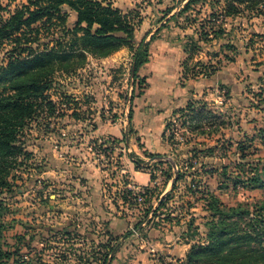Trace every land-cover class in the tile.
I'll return each instance as SVG.
<instances>
[{
	"label": "rangeland",
	"instance_id": "obj_1",
	"mask_svg": "<svg viewBox=\"0 0 264 264\" xmlns=\"http://www.w3.org/2000/svg\"><path fill=\"white\" fill-rule=\"evenodd\" d=\"M108 1L129 16L135 42L142 39L149 42V55L151 43L160 36L180 45L183 57L179 86L194 93L195 88L203 84L200 81L223 70V74H233L238 90L251 93L253 101L250 102L256 105V94L264 81V16L248 11L245 0H194L186 10L183 6L187 0ZM24 3L27 0H0L3 8L0 15L5 17ZM67 12L65 24L70 28L76 15L71 10ZM57 25L55 20L48 25L49 34L42 27L39 40L32 43V48L42 50L46 47L43 43L50 47L53 43L49 38L57 36ZM11 48V43L0 45V66L7 61ZM190 49L193 52L188 56ZM132 52L133 49L125 45L107 56L87 53L84 64L75 71L55 73V83L48 91L56 104L55 113L47 118L43 111L36 123L31 122L25 128L22 139L31 156L11 171V185L1 193L7 205L3 221L8 225L2 232L1 242L11 253L8 264H15L20 258L35 264H105L109 258V264H183L184 259L154 260L157 253L152 242H147V227L156 223V216L164 218L165 222L170 220V226L183 229L184 240L201 243L210 214L206 207L209 194L226 206L252 202L264 195V189L245 188L240 182L249 176L250 162L264 166V105L259 110L254 108L249 116H236L229 104L221 109L215 105L204 109L197 99L192 101L197 109V120L182 118L188 116L186 106L182 114L171 115L177 119L181 116L179 121L187 127L183 144L167 139L177 150L174 152L177 170L185 173L186 182L177 183L165 205L153 216L149 215L153 205L147 204L148 193L138 209L130 203L123 206L121 216L125 217L126 228L117 231L98 216L87 215L89 211L83 209L84 202L75 203V198L66 193L69 199L63 204L56 200L57 187H51L49 180L43 177L35 179L44 161L48 163L55 158L49 155L57 146H80V153L85 149L91 153L101 151L100 141L89 134L99 125L118 123L128 131V137L129 134L133 137V128L127 126L126 117L134 112L138 98L149 83L148 75L141 71L143 65L132 78ZM172 83L171 78L162 84L157 78L153 81L154 86ZM220 90L226 100V88ZM207 91L213 93L212 87ZM240 98L243 97H237ZM204 110L209 116H199ZM170 123L167 121L163 131ZM195 134L197 138L192 136ZM199 142L206 145H196ZM238 143L246 145L244 150H240ZM195 146L201 153L206 152V148H211V152H206V157L201 153L188 154ZM130 154L143 163L148 158V155ZM66 155L68 157L69 152ZM192 159L197 161L194 167L189 165ZM221 166H225L224 173L220 171ZM63 181L60 184H68ZM110 203L113 209H119ZM192 232L197 234L191 236Z\"/></svg>",
	"mask_w": 264,
	"mask_h": 264
},
{
	"label": "trees",
	"instance_id": "obj_2",
	"mask_svg": "<svg viewBox=\"0 0 264 264\" xmlns=\"http://www.w3.org/2000/svg\"><path fill=\"white\" fill-rule=\"evenodd\" d=\"M192 1L187 0L183 9L186 10ZM244 3L251 13L264 16V0H245ZM2 9L0 6V11ZM67 10L76 15L70 28L65 24ZM54 20L58 22V32L56 37L49 38L53 44L48 47L43 43L44 49H33L32 43L39 40L42 27L49 34L48 25ZM133 31L129 16L108 0H27L7 16L0 15V45H12L7 61L0 66V264H8L11 255L1 242L2 232L8 227L3 221L7 205L1 193L11 185V171L31 156L22 139L25 128L31 122L36 123L43 111L47 118L55 113L56 104L48 94L55 83V73L75 71L84 64L87 53L107 56L127 45L133 49L132 78L136 77L137 69L148 61L149 42L142 39L136 43ZM192 52L190 49L188 56ZM256 95V106L264 105V81ZM186 107L191 110L193 102ZM238 146L240 150L246 147L243 143ZM201 151L196 146L188 150L193 155ZM206 152H211V148H206ZM206 152L201 154L206 157ZM148 156L156 157L155 154ZM132 159L138 166L140 161ZM156 163H166L164 174L167 179L173 177V182L170 190L159 198L160 201L158 199L159 204L151 216L165 205L178 182H186L184 172L177 170L174 174L171 165L163 160ZM249 164V176L241 180V184L245 188L264 189V166ZM189 165L193 167L192 163ZM224 167L221 166V173L225 172ZM126 196V192L122 193L124 199ZM206 207L210 214L203 242H190L183 258L185 264H264V195L252 202L226 206L209 194ZM195 234L197 232H192L191 236ZM15 264L35 263L20 258Z\"/></svg>",
	"mask_w": 264,
	"mask_h": 264
},
{
	"label": "crops",
	"instance_id": "obj_3",
	"mask_svg": "<svg viewBox=\"0 0 264 264\" xmlns=\"http://www.w3.org/2000/svg\"><path fill=\"white\" fill-rule=\"evenodd\" d=\"M149 57V60L141 67V71L148 75L149 86L145 93L138 98L134 112H131L130 120L128 121L126 117L127 126L133 128V137L129 134V138L128 131L125 132L118 123L99 125L98 128L89 132L91 137L100 142L112 143L109 154L102 163H100L99 156L89 150L85 149L80 153L79 149H82L80 146L60 145L49 155L55 158H51L48 163L44 161V165L41 166L35 178L43 177L47 181L49 180L51 187H57L56 192L59 196L56 200L59 202L67 204L69 196L65 194H70L72 198H75V203H85L83 209L89 211L87 215L93 216L92 218L98 216L106 222V225L116 228L117 231L126 228L125 217L121 216V209L127 204V201L122 197V193L126 192L129 185L147 186L149 188L148 197H150L147 204L152 203V208L156 206L158 199L171 188L173 177L166 178L164 174L166 163L159 165L156 162L159 160L168 162L173 173H177V160L174 154L177 150L174 145L164 139L163 134L167 121L177 117L171 116L172 114L183 110L193 99L201 101L199 104L204 106V109L210 105L221 109L224 105L229 104L231 109L237 113L236 116H249L253 114L254 108H258L256 110L263 108L262 105H253L250 102L253 101L251 93L238 90L236 78L230 72L223 74V70L215 72L213 77L211 76L212 78L200 81L203 84L197 86L194 93H191V89L187 90V88L179 86L177 81L181 75L180 60L183 57V52L178 43L171 42L164 36H160L151 43ZM155 78L161 84L169 78L173 79L174 83L154 86ZM205 87L207 89L212 87L213 93L208 92L207 89L204 91ZM222 87L226 88L228 94H226L225 102L219 105L217 101ZM237 97L243 98L239 100ZM199 109L201 110V108ZM200 112L199 116H209L205 110ZM196 114L197 109L193 107L191 110L188 109V116L184 117L197 120ZM192 136L198 137L196 134ZM112 140L115 142L110 143L109 141ZM196 145L206 144L199 142ZM67 151L69 152L68 157H66ZM131 152L138 156L155 154L156 157L148 156L144 160L145 163L139 162L137 166L132 159L134 156L130 154ZM187 153L191 154V152ZM191 163L194 167L196 160L192 159ZM159 171L161 174L158 177V182L152 186L151 181ZM65 179L67 180L63 181ZM61 181L68 184H60ZM37 187L40 185L37 184ZM29 191L32 192L31 189ZM110 202L116 204L119 209H113ZM74 208L78 209L79 206H74ZM162 216L164 217V214ZM156 217H158L156 223L152 222L153 224L147 227L149 238L147 242H152L157 253L154 260L158 262L160 260H182L190 246V242L183 238V229L181 230L179 226H170V220L165 222L164 218ZM75 218L77 219V216Z\"/></svg>",
	"mask_w": 264,
	"mask_h": 264
},
{
	"label": "built area",
	"instance_id": "obj_4",
	"mask_svg": "<svg viewBox=\"0 0 264 264\" xmlns=\"http://www.w3.org/2000/svg\"><path fill=\"white\" fill-rule=\"evenodd\" d=\"M224 92L223 90H220V94L218 97V101L217 103L222 104L224 101ZM184 116H182L183 118ZM185 119V117H184ZM180 117L171 119V123L169 124L168 127H166V130L164 131V137L165 139H169L172 140L174 139L176 142H178L179 144H183V142L185 141V134L184 132H187V127L183 125L182 122L179 121ZM185 121V120H183ZM185 124H188V121L185 122ZM106 142V141H105ZM104 141H101V145H102V149L101 151L98 150L94 151L98 156H99V160L101 161L100 163H102V161L105 160L106 156H108L109 151L111 149L112 145H108L107 143H105ZM112 144V143H111ZM161 172L159 171L156 176L153 178V180L151 181V185L154 186L157 184L158 182V177L160 176ZM191 186L195 189V184L192 183ZM149 188L147 186H138V185H134L131 184L126 188V192L128 193L127 197L128 199L127 204H131L132 207H135V209H138L143 203L144 200L148 194Z\"/></svg>",
	"mask_w": 264,
	"mask_h": 264
},
{
	"label": "water",
	"instance_id": "obj_5",
	"mask_svg": "<svg viewBox=\"0 0 264 264\" xmlns=\"http://www.w3.org/2000/svg\"><path fill=\"white\" fill-rule=\"evenodd\" d=\"M132 72H133V68H132ZM127 120H128V118H127ZM159 201H160V199H159ZM159 201H158V203L156 204V206H154V208H152V210L150 211V213H149L150 216L152 215V213H153V211L155 210V208L158 206ZM109 262H110V258L108 259V261H107L106 264H109Z\"/></svg>",
	"mask_w": 264,
	"mask_h": 264
}]
</instances>
